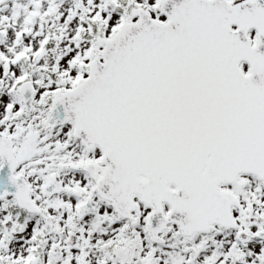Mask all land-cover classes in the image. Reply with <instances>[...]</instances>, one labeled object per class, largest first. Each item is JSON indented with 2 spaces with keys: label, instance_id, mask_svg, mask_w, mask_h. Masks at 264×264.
I'll return each instance as SVG.
<instances>
[{
  "label": "snow or ice",
  "instance_id": "obj_1",
  "mask_svg": "<svg viewBox=\"0 0 264 264\" xmlns=\"http://www.w3.org/2000/svg\"><path fill=\"white\" fill-rule=\"evenodd\" d=\"M0 264H264V0H0Z\"/></svg>",
  "mask_w": 264,
  "mask_h": 264
}]
</instances>
